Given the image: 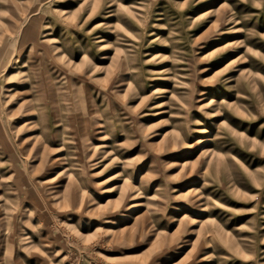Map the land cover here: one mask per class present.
<instances>
[{
	"label": "rangeland",
	"instance_id": "rangeland-1",
	"mask_svg": "<svg viewBox=\"0 0 264 264\" xmlns=\"http://www.w3.org/2000/svg\"><path fill=\"white\" fill-rule=\"evenodd\" d=\"M0 264H264V0H0Z\"/></svg>",
	"mask_w": 264,
	"mask_h": 264
},
{
	"label": "bare ground",
	"instance_id": "bare-ground-1",
	"mask_svg": "<svg viewBox=\"0 0 264 264\" xmlns=\"http://www.w3.org/2000/svg\"><path fill=\"white\" fill-rule=\"evenodd\" d=\"M9 89H11V88H9ZM202 140H203V139H201V140H196V141L201 142ZM106 203L111 204V203H112V199H111V198H107V199H106Z\"/></svg>",
	"mask_w": 264,
	"mask_h": 264
}]
</instances>
